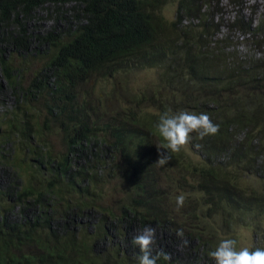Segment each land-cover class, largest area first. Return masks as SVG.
I'll return each mask as SVG.
<instances>
[{
  "label": "trees",
  "instance_id": "obj_1",
  "mask_svg": "<svg viewBox=\"0 0 264 264\" xmlns=\"http://www.w3.org/2000/svg\"><path fill=\"white\" fill-rule=\"evenodd\" d=\"M169 1L0 0V90L12 99L0 110V264H138L130 228L146 226L195 240L188 256L158 264H214V227L241 218L260 238L249 249H264V186L241 179L264 171V60L218 48L227 36L217 37L210 0H174L171 20ZM38 9L54 24L39 30ZM145 67L157 82L121 94L122 105L87 88ZM166 111L207 113L219 131L190 133L160 166ZM184 183L201 192L200 212L192 199L177 210Z\"/></svg>",
  "mask_w": 264,
  "mask_h": 264
},
{
  "label": "rangeland",
  "instance_id": "obj_2",
  "mask_svg": "<svg viewBox=\"0 0 264 264\" xmlns=\"http://www.w3.org/2000/svg\"><path fill=\"white\" fill-rule=\"evenodd\" d=\"M164 8L162 13L168 20H171L175 16V1L170 0L169 2L164 4ZM209 11L213 13V20L218 21V29H217V37L227 36L226 44L220 43L218 48L224 50H230V54L234 56L236 59H244L248 61L250 58L262 57L264 60V0H210ZM36 25L39 30H43L48 28L49 26L54 24V20L52 16L48 15L46 9H38L36 12ZM210 17V15H209ZM208 20L210 21V18ZM240 20L249 23L250 33L242 32L236 26L235 20ZM211 23V21H210ZM261 23L263 26L262 31H256L257 25ZM57 25L61 24L60 21L56 22ZM246 24V23H245ZM212 26V24H211ZM213 28V26H212ZM10 56L15 61L18 62L21 60L20 56L22 54H18L17 51L10 50ZM230 60V59H228ZM227 61V60H226ZM231 66V65H230ZM28 72V71H25ZM29 75H26L24 79H28ZM27 77V78H26ZM159 78V72L156 67H145L141 70L130 72V73H121L114 75L113 78L107 77L103 78L104 80L98 79V81H91L88 84V90L94 88L95 96L100 99H107V97H111L113 103L118 101L121 104V94L126 95L133 92H139L147 86L154 85ZM3 82L1 81V90H0V110L4 107H8L11 104V97L5 87L2 86ZM121 89H123L121 91ZM94 96V95H93ZM113 97V98H112ZM112 108V107H110ZM56 141V139H54ZM187 146V145H186ZM188 151H190L193 155H195L194 147H186ZM197 151V150H196ZM2 179V173L0 169V181ZM242 185L247 189L262 190L264 186V171L255 175L252 173H246L242 176ZM189 181H192L189 178ZM182 182V181H180ZM112 185V183H111ZM183 189H178L173 193L178 195H185L186 199H192L193 204L195 206L196 213L200 212V208H204L205 204L202 205L200 203L201 192L196 188L192 189L189 186H186V183L183 184ZM179 188V187H177ZM247 192L250 190H246ZM257 192V191H256ZM112 194V195H110ZM110 194L103 195V202L111 203L114 198L119 196V192H110ZM111 201V202H109ZM198 202V204H197ZM107 203V204H108ZM177 209L178 211L189 210V207ZM88 219L94 220L95 216L90 217L88 215ZM87 219V218H86ZM220 216L216 220V226L220 225ZM255 224V220L251 218H241L235 219L232 223H230L227 227H214V233L217 235L219 241L226 238H233L237 240V250L242 247L250 248L256 242L260 241L259 236L257 237L251 230V227ZM251 226V227H250ZM143 228L131 227L130 235L131 238L136 236L142 231ZM156 229V243L153 245V248L167 249L169 254L174 258H181L184 255L188 256L191 253V244H194L195 240H187V244L183 243V238H180L176 234H169L167 230ZM113 244L121 245V241H114ZM102 245V242L98 244V246ZM157 245V247H155ZM214 263V261H212Z\"/></svg>",
  "mask_w": 264,
  "mask_h": 264
},
{
  "label": "clouds",
  "instance_id": "obj_3",
  "mask_svg": "<svg viewBox=\"0 0 264 264\" xmlns=\"http://www.w3.org/2000/svg\"><path fill=\"white\" fill-rule=\"evenodd\" d=\"M159 136L165 142L157 146L158 159L156 163L160 166L167 164L170 153H179L190 141V133H197L200 139L215 135L219 131V125L214 123L207 113H194L190 111L163 112L159 115L156 124ZM199 147V145H197ZM185 195L176 197V205L179 209L185 203ZM177 236L183 237V230L178 229ZM156 243V229L146 226L142 231L132 238V244L138 247V264H158V261H170L171 256L163 249L154 250ZM186 245L188 242L184 240ZM237 240L233 238L222 239L217 247L208 253L214 260V264H264V249L256 248L250 250L242 247L237 250Z\"/></svg>",
  "mask_w": 264,
  "mask_h": 264
}]
</instances>
